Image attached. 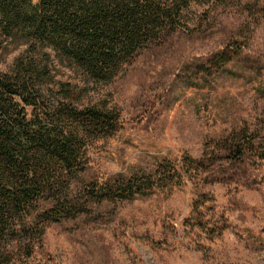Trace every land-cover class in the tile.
<instances>
[{"label": "rangeland", "instance_id": "rangeland-1", "mask_svg": "<svg viewBox=\"0 0 264 264\" xmlns=\"http://www.w3.org/2000/svg\"><path fill=\"white\" fill-rule=\"evenodd\" d=\"M184 14L189 30L145 47L110 82L50 58L82 105H106L121 121L88 151L86 191L162 161L193 179L123 201L88 195L45 228L29 264H264V161L226 150L234 135L264 144V15L219 0ZM25 48L0 33V71ZM223 52L231 59L219 65Z\"/></svg>", "mask_w": 264, "mask_h": 264}, {"label": "trees", "instance_id": "trees-1", "mask_svg": "<svg viewBox=\"0 0 264 264\" xmlns=\"http://www.w3.org/2000/svg\"><path fill=\"white\" fill-rule=\"evenodd\" d=\"M214 1L0 0V33L26 45L0 71V264H29L45 228L75 216L88 195L97 203L123 201L193 179L162 161L154 172L112 177L86 191L80 175L87 153L121 121L106 105H82L78 86L55 81L50 57L53 51L87 81L110 82L145 47L189 30L184 12L192 3ZM219 1L264 15V0ZM230 56L223 52L219 65ZM226 150L234 159L249 152L264 161L255 137L234 135Z\"/></svg>", "mask_w": 264, "mask_h": 264}]
</instances>
